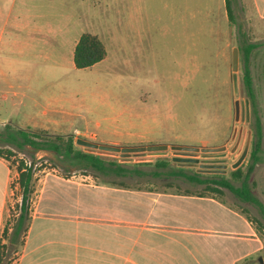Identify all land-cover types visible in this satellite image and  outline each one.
Segmentation results:
<instances>
[{"label":"rangeland","instance_id":"rangeland-1","mask_svg":"<svg viewBox=\"0 0 264 264\" xmlns=\"http://www.w3.org/2000/svg\"><path fill=\"white\" fill-rule=\"evenodd\" d=\"M230 2L234 23L228 19L226 0H0V59L8 42L34 40L29 71L37 72L46 64L42 56L38 57L35 44L44 40L51 44V51L53 47L57 50L54 54L62 58L64 65L58 71L62 76L58 82L65 86L59 93H66L64 107L78 117L70 118L62 128H49L50 136L72 135L76 148L86 152L88 148L78 144V140L117 148L160 144L169 148L227 146L228 150L222 153H200L198 163L193 166L174 161L177 157L171 149L133 154L129 164H137L138 159H148L143 163L153 164L169 160L174 167L198 172L204 179L223 178L241 187L244 179L235 177L232 168L240 155L236 157L238 150L234 154L231 150L241 130L239 150L244 149L248 132H252L249 154L239 167L244 176L255 140L253 114L244 83L247 65L264 130V46L253 51L249 64L245 57L249 44H264V20L256 15L252 0ZM17 24L19 29H15ZM84 34L97 36L108 55L92 68L79 70L74 66L73 53ZM234 49L239 50L237 71L233 69ZM236 100L241 102L239 122L235 120ZM30 111L31 106L25 112L31 114ZM8 132L17 130L0 126L1 134ZM0 148L17 170L21 162L27 166L34 164L38 179L53 171L66 176L52 152H35L29 146L19 150L5 144L1 136ZM103 156L125 163L120 155ZM208 165H225L227 172H209L205 169ZM141 169L149 172L155 168ZM255 177L254 172L250 187L262 201L260 192H264V182L261 179L258 184ZM76 178L97 183L104 180L82 171H77ZM118 180L132 187L143 185L153 189L155 183H160L158 188L170 189L165 179L131 176ZM171 180L174 185L170 191L212 195L243 211L264 238V218L258 208L241 201L230 190L191 184L183 179ZM14 206L12 220L20 212V207ZM16 253L10 252L4 264L15 263L19 257ZM256 264H260L258 260Z\"/></svg>","mask_w":264,"mask_h":264},{"label":"crops","instance_id":"crops-1","mask_svg":"<svg viewBox=\"0 0 264 264\" xmlns=\"http://www.w3.org/2000/svg\"><path fill=\"white\" fill-rule=\"evenodd\" d=\"M252 1L256 15L264 20V0ZM33 42L15 40L5 46L0 59V126L47 132L78 116L66 110V93H59L65 90L58 82L64 65L54 54L55 47L51 51L44 40L35 44L46 67L29 71ZM263 166L264 158L255 171L258 184L264 182ZM19 177L12 162L0 156L4 263L10 252L19 256L13 264H242L246 260L256 264L264 256V238L251 219L218 197L170 191L169 185L163 190L84 182L76 172L65 178L58 171L36 177L30 227L12 246L10 237L20 212L13 220L11 213L14 205L18 209L22 203ZM260 194L264 203V192Z\"/></svg>","mask_w":264,"mask_h":264},{"label":"trees","instance_id":"trees-1","mask_svg":"<svg viewBox=\"0 0 264 264\" xmlns=\"http://www.w3.org/2000/svg\"><path fill=\"white\" fill-rule=\"evenodd\" d=\"M226 9L229 21L234 23V9L230 0H226ZM74 53V63L77 69L92 68L96 64L102 62L107 57V49L103 42L92 34H84L76 45ZM263 43H252L245 49V57L247 64H249L250 56L254 50L262 48ZM244 83L249 96V102L253 114V121L255 126V140L253 142V150L250 155V165L248 166L246 174L243 176L241 168L233 172L237 178L243 177L241 187H235L231 181L225 179H204L202 174L198 172H191L185 168L174 167L169 160H158L154 164L137 163L129 164L110 160L102 155L91 152H86L76 148L75 138L72 135L52 137L46 131L22 130L16 129L17 132H8V134H1L3 142L8 146H13L19 150H23L26 146L32 148L35 152H52L61 165H57L65 172V178H70L73 173L82 171L93 174L103 180V184L111 186H119L125 188H132L128 183L119 181V178H130L131 176L152 177L153 179H165L167 186H173L174 182L171 179H183L191 184L206 185L214 187H221L230 190L237 198L245 203H249L258 208L259 213L264 218V204L252 193L250 187V179L255 172L257 165L261 162V153L263 152V125L261 118V110L253 84V77L247 65L244 74ZM11 127V128H10ZM7 129H12V126H5ZM15 129V128H14ZM9 155H13L11 150H8ZM0 156L6 157L3 150L0 148ZM7 158V157H6ZM8 159V158H7ZM150 164V165H148ZM153 164V165H152ZM159 165V166H158ZM191 166V164H188ZM145 166H153L155 169L149 172L143 171L141 168ZM160 168L165 169L164 172L159 171ZM73 169H76L73 170ZM20 174L19 184L22 192V203L19 206L20 214L16 220L13 228L12 236L10 237L11 245H17L21 236L27 232L30 222V203L35 192L36 174L34 164L27 166L25 162H21L18 167ZM89 175V174H86ZM160 183H155L159 186ZM138 187V186H135ZM187 194L189 192H186ZM8 230L5 232V236ZM7 249V247H6ZM4 263V256L0 255V264ZM242 264H251L250 260L244 261Z\"/></svg>","mask_w":264,"mask_h":264},{"label":"water","instance_id":"water-1","mask_svg":"<svg viewBox=\"0 0 264 264\" xmlns=\"http://www.w3.org/2000/svg\"><path fill=\"white\" fill-rule=\"evenodd\" d=\"M239 67V50L234 49V57H233V69L234 71H237ZM235 120L236 122H239L241 120V102L239 100L235 101ZM242 133L243 130L240 132V136L238 139V142L236 146L231 150V152L234 154L238 150V154H236V157L239 155V159L232 165V168L234 170H237L239 167L242 166L243 162L245 161L246 157L249 154L250 145H251V139H252V132H248V138L246 140V144L244 146V149H238L239 145L242 140ZM78 144L87 147L89 152L92 151V153L98 154V155H110V156H121L125 162H130V158L133 154H140V153H160V152H166L169 149L174 151V155L177 158H174V161L179 162L183 161L187 164H191L192 166L196 163H198L197 157L200 156V153L203 154H217L222 153L228 150L227 146H223L220 148H199V147H189V146H172L169 148L168 145H153L149 147H138V148H117L113 146H106V145H99L96 143L88 142L85 140H78ZM242 150V151H241ZM183 157V158H182ZM150 161L148 159H138L136 160L137 163L141 162H147ZM205 169L209 172H218V173H226L227 172V166L225 165H208L205 166ZM259 262L263 264V258L259 259Z\"/></svg>","mask_w":264,"mask_h":264},{"label":"built area","instance_id":"built-area-1","mask_svg":"<svg viewBox=\"0 0 264 264\" xmlns=\"http://www.w3.org/2000/svg\"><path fill=\"white\" fill-rule=\"evenodd\" d=\"M29 167L31 166V164L28 165Z\"/></svg>","mask_w":264,"mask_h":264}]
</instances>
